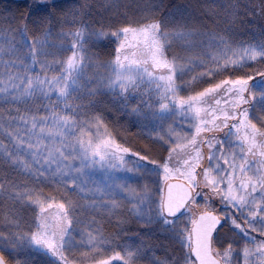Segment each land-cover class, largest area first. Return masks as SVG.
Wrapping results in <instances>:
<instances>
[{
    "label": "snow or ice",
    "instance_id": "6c2138e0",
    "mask_svg": "<svg viewBox=\"0 0 264 264\" xmlns=\"http://www.w3.org/2000/svg\"><path fill=\"white\" fill-rule=\"evenodd\" d=\"M92 7L0 16V264H264V0Z\"/></svg>",
    "mask_w": 264,
    "mask_h": 264
},
{
    "label": "trees",
    "instance_id": "16d2710c",
    "mask_svg": "<svg viewBox=\"0 0 264 264\" xmlns=\"http://www.w3.org/2000/svg\"><path fill=\"white\" fill-rule=\"evenodd\" d=\"M122 3V7H120L118 10L115 9H109V10H103L105 7H107L111 0H95V3L93 4L95 6L94 9H97V13L98 14H93L90 16L89 21L92 22V26L99 28L101 27L102 24H107L108 22L113 21L114 19H122V16H116L115 12L118 11L120 13L124 12L125 10L131 11V7H129L128 9H125L123 7V5H127L129 4V6L134 4V0H120ZM194 1V2H193ZM197 2H201L200 4L203 5V3L205 2V4L207 3H216L214 4V6H216L217 8L220 7V5H225L228 3V0H165V3H167L169 5V7H176L179 8L180 7H184V6H189L191 5V3H196L198 5ZM75 3L69 2V3H65V6L61 5L62 9L64 12H67L69 9H71L73 6H75ZM1 9L3 10V13L6 15L8 13H12L14 15L19 16L20 14H23L25 16H31L34 12V7L31 3H27L25 1L23 2H16L15 0H9L6 2H0V12ZM59 11V10H58ZM190 12H188L189 15V22L191 23H195V24H199L200 20L203 18L205 21H207V18L200 14V16H196L194 18H190ZM61 16H63V12L60 13ZM3 16V15H1ZM97 21H99V23H97ZM208 23L211 24V21H207ZM243 39H247L248 37H242ZM111 47H109L108 45L104 47V49L102 50V54L105 57H108L109 53L111 52ZM114 115H116V113H114ZM122 122H126V121H122ZM133 131H135V129H133Z\"/></svg>",
    "mask_w": 264,
    "mask_h": 264
},
{
    "label": "rangeland",
    "instance_id": "374dc122",
    "mask_svg": "<svg viewBox=\"0 0 264 264\" xmlns=\"http://www.w3.org/2000/svg\"><path fill=\"white\" fill-rule=\"evenodd\" d=\"M6 1H9V0H0V2H6ZM16 2H23V1H25V2H27V3H31L32 5H33V7H34V11H38V9L36 8V5L38 4V3H47V4H51L52 2H53V0H15ZM55 2L57 3V4H59V5H63V6H65V3H69V2H72V3H75L76 5H78L79 3H81L82 2V0H55ZM194 2V1H193ZM89 3L93 6L92 7V9H91V11H92V15L93 14H98V13H100V12H98L97 13V9H94L95 8V6L93 5L94 3H95V0H89ZM113 3H116V4H119V5H122V3H121V1L120 0H111V2H110V4L109 5H111V4H113ZM198 3V5L196 4V3H191V5H189V6H184V7H180L179 6V9H181V10H183V9H185V8H187V11L188 12H190L189 14H190V18H194V17H198V16H200V14H202V15H204V5H205V2L203 3V5H201L199 2H197ZM212 4H216V3H212ZM109 5L107 6V7H105L103 10L105 11V10H109L110 8H109ZM127 5H129V4H127ZM122 7V6H121ZM39 11H43L42 9L41 10H39ZM1 15H5L4 13H3V10L1 9V12H0V16ZM196 17V18H197ZM89 18L90 17H88V20H89ZM207 18V17H206ZM69 19H70V17H69ZM96 28V27H95ZM105 46H107L104 42H101V44L97 47V48H95V49H93L94 51H96V52H98L99 54H100V58L101 59H104V60H107V59H109L110 57L108 56V57H105L103 54H102V50L104 49V47ZM109 47H111L110 45H108ZM133 230H135V229H133ZM158 254H162V253H158Z\"/></svg>",
    "mask_w": 264,
    "mask_h": 264
}]
</instances>
